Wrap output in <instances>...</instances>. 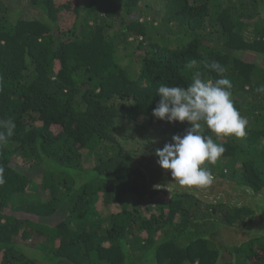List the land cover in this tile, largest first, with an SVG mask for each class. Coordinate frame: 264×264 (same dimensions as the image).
<instances>
[{
	"label": "trees",
	"instance_id": "obj_1",
	"mask_svg": "<svg viewBox=\"0 0 264 264\" xmlns=\"http://www.w3.org/2000/svg\"><path fill=\"white\" fill-rule=\"evenodd\" d=\"M247 1L0 0V119L16 124L0 149V264H264L263 238H214L252 210L167 190L155 150L133 162L119 142L120 122L158 148L184 135L187 122L152 116L157 89L197 69L217 79L203 66L217 60L249 124L205 166L264 188V19Z\"/></svg>",
	"mask_w": 264,
	"mask_h": 264
},
{
	"label": "clouds",
	"instance_id": "obj_2",
	"mask_svg": "<svg viewBox=\"0 0 264 264\" xmlns=\"http://www.w3.org/2000/svg\"><path fill=\"white\" fill-rule=\"evenodd\" d=\"M199 63L192 59L186 67L197 69ZM203 66L219 78L202 79L197 69L191 71V83L186 87L162 83L156 92L160 99L152 109L157 120L189 125L184 135H173L171 142L155 149L154 155L162 169L170 170L174 184L194 189L212 184L213 175L205 165H214L225 152L224 144L218 141L227 136L244 137L249 124L234 105L232 83L223 75L226 69L217 60H205ZM256 92L264 93V85ZM15 128L14 119H0V149L9 143ZM204 128L215 139L213 135H204Z\"/></svg>",
	"mask_w": 264,
	"mask_h": 264
},
{
	"label": "water",
	"instance_id": "obj_3",
	"mask_svg": "<svg viewBox=\"0 0 264 264\" xmlns=\"http://www.w3.org/2000/svg\"><path fill=\"white\" fill-rule=\"evenodd\" d=\"M184 191H188L204 203L224 204L233 208H248L255 214L253 222L248 226H224L218 230L214 235L218 245L239 246L250 240L264 237L262 233L264 231V188L255 191L246 184L213 178L212 184L205 188L184 187Z\"/></svg>",
	"mask_w": 264,
	"mask_h": 264
},
{
	"label": "rangeland",
	"instance_id": "obj_4",
	"mask_svg": "<svg viewBox=\"0 0 264 264\" xmlns=\"http://www.w3.org/2000/svg\"><path fill=\"white\" fill-rule=\"evenodd\" d=\"M256 2H258L261 7L260 8V14H259V18L260 19H264V9L262 7V4L260 3L261 1L259 0H255ZM247 3H249V0L247 1ZM251 4L253 5V3H250L248 6H251ZM159 8V7H158ZM176 45L175 43H171L170 46H174ZM261 65L264 66V60L261 61ZM121 128L119 130L121 137L119 136V142L120 144H122L124 147H126L127 149H129L132 152V158L134 159L133 162H146V160L148 161L149 156L151 155V150H155L159 147L160 144H162V140H161V136L159 134H155L156 132L154 131V133H151L150 135H146L147 140H142L140 139V137H138L136 134L134 135L130 129L126 128V126H124L125 124L123 122H120L118 124ZM155 141V143L153 142ZM151 142L150 144V149H147L145 147V145ZM141 143V145H140ZM155 167L159 168L160 171V175H161V179L162 180H166L167 182V190H171L172 192L176 191V192H184V187H180L176 184L173 183L172 177L170 175V170H164L162 169L157 162H155ZM175 186V188H174ZM188 192V191H186ZM189 193V192H188ZM43 199V198H41ZM102 213V212H101ZM50 222L55 223L56 221H58L57 217H50L49 218ZM221 228H219L220 230ZM264 234V231L262 232ZM264 239V237H262ZM220 246V245H219ZM224 255L227 256V258L229 260L233 259V255L230 256L228 254Z\"/></svg>",
	"mask_w": 264,
	"mask_h": 264
},
{
	"label": "flooded vegetation",
	"instance_id": "obj_5",
	"mask_svg": "<svg viewBox=\"0 0 264 264\" xmlns=\"http://www.w3.org/2000/svg\"><path fill=\"white\" fill-rule=\"evenodd\" d=\"M254 216H255V214L253 213V220H254ZM250 225V224H249Z\"/></svg>",
	"mask_w": 264,
	"mask_h": 264
}]
</instances>
